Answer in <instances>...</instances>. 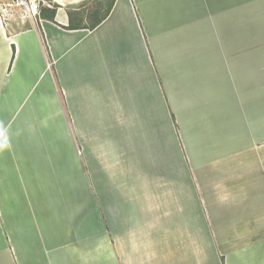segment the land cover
<instances>
[{
    "label": "crops",
    "instance_id": "1",
    "mask_svg": "<svg viewBox=\"0 0 264 264\" xmlns=\"http://www.w3.org/2000/svg\"><path fill=\"white\" fill-rule=\"evenodd\" d=\"M86 16L0 15V264H264V0Z\"/></svg>",
    "mask_w": 264,
    "mask_h": 264
},
{
    "label": "built area",
    "instance_id": "2",
    "mask_svg": "<svg viewBox=\"0 0 264 264\" xmlns=\"http://www.w3.org/2000/svg\"><path fill=\"white\" fill-rule=\"evenodd\" d=\"M43 5H52L48 0H6L0 4V15L4 18L21 12L33 18L39 15Z\"/></svg>",
    "mask_w": 264,
    "mask_h": 264
},
{
    "label": "rangeland",
    "instance_id": "3",
    "mask_svg": "<svg viewBox=\"0 0 264 264\" xmlns=\"http://www.w3.org/2000/svg\"><path fill=\"white\" fill-rule=\"evenodd\" d=\"M6 0H0V4H2L3 2H5ZM52 3V5L58 4L53 0H48ZM77 2H72L71 4L69 3V1H65L64 5L68 6V5H72L75 8H81L82 13L85 14L86 13V19L87 22L85 21V24H92L93 20L92 18L95 20L96 18H100L108 9V3L109 0H76ZM62 5V6H64ZM81 19V18H80Z\"/></svg>",
    "mask_w": 264,
    "mask_h": 264
},
{
    "label": "trees",
    "instance_id": "4",
    "mask_svg": "<svg viewBox=\"0 0 264 264\" xmlns=\"http://www.w3.org/2000/svg\"><path fill=\"white\" fill-rule=\"evenodd\" d=\"M114 3H115V0H109L107 11L103 14L102 17H100L99 19H97V20L94 21V23H93V25L91 26V28H93V27H95L97 24H99V23H100V22H101V21H102V20H103L108 14H109V12L111 11V9H112ZM54 6H55V7H58V6H60V5H59V4H55ZM54 14H55V12H54ZM54 14H53L52 18H54Z\"/></svg>",
    "mask_w": 264,
    "mask_h": 264
},
{
    "label": "water",
    "instance_id": "5",
    "mask_svg": "<svg viewBox=\"0 0 264 264\" xmlns=\"http://www.w3.org/2000/svg\"><path fill=\"white\" fill-rule=\"evenodd\" d=\"M53 1H54V0H53ZM61 1H62V2H58V1H56V3H58L59 5H64V2H65V1H69L70 4H71L72 2H74V1L77 2L76 0H61ZM75 2H74V3H75Z\"/></svg>",
    "mask_w": 264,
    "mask_h": 264
},
{
    "label": "bare ground",
    "instance_id": "6",
    "mask_svg": "<svg viewBox=\"0 0 264 264\" xmlns=\"http://www.w3.org/2000/svg\"><path fill=\"white\" fill-rule=\"evenodd\" d=\"M56 1H58V2H62L61 0H56Z\"/></svg>",
    "mask_w": 264,
    "mask_h": 264
}]
</instances>
